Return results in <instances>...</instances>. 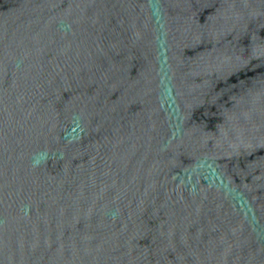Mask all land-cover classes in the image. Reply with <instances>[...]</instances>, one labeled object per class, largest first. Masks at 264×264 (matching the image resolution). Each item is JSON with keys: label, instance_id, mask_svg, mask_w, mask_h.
<instances>
[{"label": "water", "instance_id": "95a60500", "mask_svg": "<svg viewBox=\"0 0 264 264\" xmlns=\"http://www.w3.org/2000/svg\"><path fill=\"white\" fill-rule=\"evenodd\" d=\"M0 264H264V0H0Z\"/></svg>", "mask_w": 264, "mask_h": 264}]
</instances>
